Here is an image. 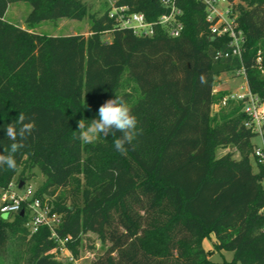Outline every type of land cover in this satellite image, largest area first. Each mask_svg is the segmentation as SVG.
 Masks as SVG:
<instances>
[{"label": "trees", "instance_id": "1", "mask_svg": "<svg viewBox=\"0 0 264 264\" xmlns=\"http://www.w3.org/2000/svg\"><path fill=\"white\" fill-rule=\"evenodd\" d=\"M228 1L245 43L241 59L216 62L230 40L212 35L206 7L195 0H177L184 25L178 38L162 27L139 37L110 19L111 8L98 17L83 0H0V153L11 143L6 126L19 113L35 124L15 154L16 170L0 168V196L38 169L45 181L35 197L61 216L58 233L71 237L76 260L91 234L104 250L91 264H264V166L253 157L256 135L245 127L242 103L214 111L229 92H214L221 73L213 72L216 65L236 76L244 71L264 100V0ZM19 2L32 7L26 28L5 19ZM115 6L150 23L168 12L161 0ZM86 18L88 37L31 32L43 22ZM116 95L142 130L126 156L114 147L120 132L90 145L77 139V121L97 119ZM219 148L231 151L217 158ZM27 221L21 213L0 215V251L11 244L13 264H72L58 260L47 228L31 236ZM212 234L215 250L232 253V262L210 260L203 242Z\"/></svg>", "mask_w": 264, "mask_h": 264}, {"label": "built area", "instance_id": "2", "mask_svg": "<svg viewBox=\"0 0 264 264\" xmlns=\"http://www.w3.org/2000/svg\"><path fill=\"white\" fill-rule=\"evenodd\" d=\"M205 5L207 11V22L211 25V33L216 37L227 36L230 40L229 50L219 52L215 61H222L232 58L241 59L242 49L245 43L244 36L238 28V23L231 16V7L228 0H195ZM162 5L168 12L162 15L154 23L147 21L142 13H133L128 7H112L109 16L121 29L132 30L139 37H153L156 27L166 29L168 35L172 38H178L184 31L182 22V10L177 6V0H161ZM222 5V6H221ZM225 5L223 12L220 7ZM261 59H258V63ZM237 76H243L246 79L244 71L237 73ZM247 84V80H246ZM241 92L229 94L224 97L221 104L216 106L219 109L226 108L230 102L242 103L243 113L246 115L245 127L252 131L258 137L262 146H256L254 150V159L258 165L264 166V100L254 95L248 84L246 88H241ZM215 107V108H216ZM25 207V208H23ZM24 212L28 221L26 228L30 235L38 233L41 228H47L51 233V240L55 241L57 246V255L65 257V261L77 264L78 260L74 258L67 247L71 237L62 238L58 229L62 224V218L57 213H53L47 203H43L35 197V191L27 184H23L19 189L16 181L9 184L8 188L2 190L0 196V215H16ZM264 232V229H263ZM59 260V259H58ZM60 261V260H59Z\"/></svg>", "mask_w": 264, "mask_h": 264}, {"label": "rangeland", "instance_id": "3", "mask_svg": "<svg viewBox=\"0 0 264 264\" xmlns=\"http://www.w3.org/2000/svg\"><path fill=\"white\" fill-rule=\"evenodd\" d=\"M87 7L89 8V12L92 14L101 17L103 13L108 9L115 7V4L118 0H83ZM239 3V0H235L234 4ZM222 6V5H221ZM221 10L225 11V5L220 7ZM32 12V7L29 3L19 2L9 6L8 11L5 15V19L14 24L16 26L26 28V19ZM90 19L86 18L84 21H72V20H61L56 24L51 22H43L31 30V32L47 35L52 37L58 36H70V35H84L88 37L90 35ZM103 40L111 42L112 35L105 34L102 37ZM218 85L215 87L217 91H229L233 93L241 92V88H246V79L243 76H236L231 72L221 73L220 76L217 77ZM218 107L215 108V112L219 111ZM253 143L256 146H262L261 140L256 137L253 140ZM231 150L227 148H219L216 152V157L220 158L223 155L229 153ZM235 154V159H239V155ZM251 162L256 172L257 167L254 160L251 158ZM33 178L27 183L28 186L31 187L33 191H36L39 187H41L45 181V178L42 176L38 169H35L33 172ZM5 219L9 218L8 215L3 216ZM215 235H210L203 242V248L207 252L211 261L215 263H224V262H232L233 254L230 252H218L215 250ZM104 252L101 245L98 243L96 236L89 235L86 238V248L82 252L80 259H78L77 264H91V262L96 259L99 255ZM58 259L62 262L65 261V257L62 255H57ZM14 253L12 245L9 244L7 248L0 251V263L1 264H13L14 263Z\"/></svg>", "mask_w": 264, "mask_h": 264}, {"label": "clouds", "instance_id": "4", "mask_svg": "<svg viewBox=\"0 0 264 264\" xmlns=\"http://www.w3.org/2000/svg\"><path fill=\"white\" fill-rule=\"evenodd\" d=\"M201 82H204L203 77ZM97 115L98 118L90 122L86 119L77 121V139L90 145L96 143L101 136L107 137L110 134L115 136L120 132L122 135L114 139V147L121 155L126 156L128 154L126 145H131L142 131L137 127V117L133 114L128 101L124 96L116 95L99 107ZM34 128V122L24 113H19L17 120L6 126V136L11 143L4 147L3 153H0V168L16 170L18 165L15 154L25 147L24 142Z\"/></svg>", "mask_w": 264, "mask_h": 264}, {"label": "water", "instance_id": "5", "mask_svg": "<svg viewBox=\"0 0 264 264\" xmlns=\"http://www.w3.org/2000/svg\"><path fill=\"white\" fill-rule=\"evenodd\" d=\"M225 71H226V66H224V65H216L213 67V72L216 74L223 73ZM22 186H23V183L20 184L19 189H21ZM23 214H24V212L21 213V215H23ZM39 264H42V263H39Z\"/></svg>", "mask_w": 264, "mask_h": 264}, {"label": "crops", "instance_id": "6", "mask_svg": "<svg viewBox=\"0 0 264 264\" xmlns=\"http://www.w3.org/2000/svg\"><path fill=\"white\" fill-rule=\"evenodd\" d=\"M221 91H222V90H221ZM214 92H215V93H218V92H220V91L214 90ZM227 92H229V91H227Z\"/></svg>", "mask_w": 264, "mask_h": 264}]
</instances>
